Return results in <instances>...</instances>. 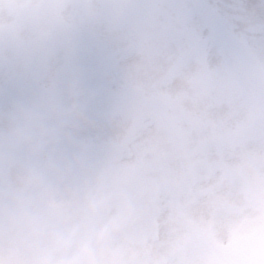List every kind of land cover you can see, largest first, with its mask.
<instances>
[{
	"label": "snow or ice",
	"instance_id": "snow-or-ice-1",
	"mask_svg": "<svg viewBox=\"0 0 264 264\" xmlns=\"http://www.w3.org/2000/svg\"><path fill=\"white\" fill-rule=\"evenodd\" d=\"M175 7L170 0H0V61L71 70L82 33L99 27L123 42L151 37L162 45L133 70H119L101 151L129 152L156 185L174 225L169 253L199 246L161 264H246L231 253L264 226V18L239 32V47L218 48L210 32L192 56L172 23ZM165 69L174 87L158 99L151 82ZM229 85L240 104L222 111Z\"/></svg>",
	"mask_w": 264,
	"mask_h": 264
},
{
	"label": "rangeland",
	"instance_id": "rangeland-1",
	"mask_svg": "<svg viewBox=\"0 0 264 264\" xmlns=\"http://www.w3.org/2000/svg\"><path fill=\"white\" fill-rule=\"evenodd\" d=\"M170 2L177 9L174 10L175 13L173 12L172 23L183 33L184 38L188 31L185 51L192 56L199 53L202 40L207 38L210 32L214 34L218 48L223 50L227 47H239V32L257 28L259 20L264 18V0H170ZM202 2L206 5L204 6ZM180 15L186 17V23L180 19ZM190 16L195 17V22L189 19ZM233 24L237 25L236 32L232 30ZM205 25L201 31V26ZM79 40L72 69L78 71L80 77L85 74L81 82L85 89L106 87L107 78L117 76L114 75L116 72L114 66L116 68L123 64L120 68L124 66L131 71L137 64L144 62L145 53L163 48L162 45L159 49L154 47L151 37H145L142 44L135 40L123 42L103 27L85 31ZM129 43L139 46L134 47L130 54L126 55L121 50ZM98 44L101 50L109 46L112 51L109 54H102L96 47ZM80 46L86 52L94 53L95 59L91 53L89 59L83 58ZM113 53L115 56H112ZM78 60L83 68L74 64ZM96 65L99 69L94 70L93 74L96 77L92 82L88 71L91 72ZM61 69L62 65L58 71ZM31 71L32 68L13 67L0 61V91L11 85L28 86L30 81H34L38 86L40 80L45 77L41 74L43 71L35 68V75L32 76ZM65 74L68 75L70 72L65 70ZM166 74L167 69L161 70L151 82L158 99L166 97L174 87L165 83ZM96 79L99 81L98 84L95 82ZM109 85L116 87V82H110ZM98 92H101V97L97 95L95 103L89 109V115L98 120H95L96 125L100 120L108 125L114 119L109 122L107 117L114 112L112 107L104 106V98L110 97L112 100L114 94L105 90ZM221 100L222 111L239 106L238 90L229 85L225 88ZM51 101L46 106L39 105L30 110L26 106L25 109H20V117L27 120V127L33 134L47 127L50 118L51 121H55L59 109L66 106L56 98H51ZM8 103L7 99L0 100L1 113ZM185 109L190 111L191 106L186 104ZM109 134L111 128L102 139L106 141ZM96 135L94 131L86 133V144L78 150L63 142L49 146L43 157L45 168L49 166L48 171L43 174V180L38 185L20 186L23 185L28 169V165L21 159L20 184H13L10 176L7 179V187L15 203L6 202L3 195H0V258L8 243L6 237L8 226H21L23 232L20 242L26 243L24 235L31 232L33 237H38L43 231L51 228L56 219L57 223L70 220L78 226L82 243L93 255V264H161L172 256H188L199 250V246L187 243L175 253H169L167 245L174 225L169 219L168 209L161 202L156 185L129 152H102L101 143L94 140ZM0 171L5 174L3 167ZM6 211L11 212L10 215H7ZM143 247L146 249L145 256L141 257H146V261L139 260L137 256ZM231 254L246 264H264L262 262L264 226L257 225L247 237L237 241ZM104 255L106 256L101 258Z\"/></svg>",
	"mask_w": 264,
	"mask_h": 264
},
{
	"label": "clouds",
	"instance_id": "clouds-1",
	"mask_svg": "<svg viewBox=\"0 0 264 264\" xmlns=\"http://www.w3.org/2000/svg\"><path fill=\"white\" fill-rule=\"evenodd\" d=\"M65 70L50 72L39 82L31 98L46 106L49 98H56L66 106L58 111L55 121L47 122V127L36 134L27 127V120L20 117V106L24 100L15 99L3 108L0 114V166L5 172L6 181L11 174L15 185L21 182L20 161L28 165L23 186L38 185L43 180L46 163L44 153L49 146L66 143L78 150L86 144L85 134L96 129V121L89 115L90 107L95 103L97 89H85L81 85L78 71ZM30 98V99H31ZM111 122L114 113L108 115ZM4 199L15 203L11 193L5 187ZM19 225L6 228V243L0 264H93V255L82 243L78 226L70 220L55 223L38 237L29 232L23 236Z\"/></svg>",
	"mask_w": 264,
	"mask_h": 264
}]
</instances>
